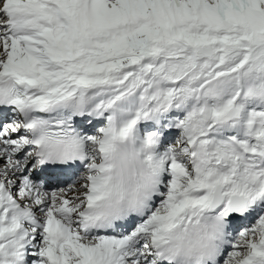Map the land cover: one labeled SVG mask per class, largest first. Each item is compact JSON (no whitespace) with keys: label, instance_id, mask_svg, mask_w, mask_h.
I'll list each match as a JSON object with an SVG mask.
<instances>
[{"label":"snow or ice","instance_id":"obj_1","mask_svg":"<svg viewBox=\"0 0 264 264\" xmlns=\"http://www.w3.org/2000/svg\"><path fill=\"white\" fill-rule=\"evenodd\" d=\"M0 264H264V0H0Z\"/></svg>","mask_w":264,"mask_h":264}]
</instances>
